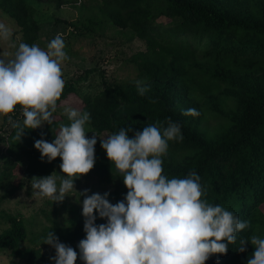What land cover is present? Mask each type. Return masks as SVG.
Here are the masks:
<instances>
[{
  "label": "trees",
  "instance_id": "obj_1",
  "mask_svg": "<svg viewBox=\"0 0 264 264\" xmlns=\"http://www.w3.org/2000/svg\"><path fill=\"white\" fill-rule=\"evenodd\" d=\"M0 8L16 20L23 43L37 45L41 25L31 0H0ZM102 9L106 19L146 43V50L135 59L136 81L146 87L144 95L138 93L136 81L126 87L108 84L94 96L82 95L76 81L64 83L51 126L25 130L19 139L11 124L7 137H0L8 144L0 148L4 160L0 190L11 195L21 186L23 175L32 179L61 171L60 158L42 159L34 141L54 139L59 125L69 123L61 112L69 105L90 113L86 136L96 134L97 143L94 167L85 176L96 174L103 183L114 185L113 191L100 194L109 193V202L115 204L128 189L101 147L102 134L124 127L132 129L128 135L133 138L148 124L162 130L170 118L179 124L183 139L168 141L162 174L184 178L195 171L205 192L202 198L248 222L226 254H214L205 264H247L254 246L247 243L240 252V240L264 237V0H103ZM160 16L171 20L158 23ZM101 23L93 17L88 27ZM95 71L86 69L85 77ZM190 108L199 114H185ZM15 112L13 117L20 115L19 105ZM4 214L9 226L0 232V249L26 264H54L42 243L52 229L26 243L24 219ZM66 222L55 235L65 245L77 247L85 237L82 209L72 208ZM95 223L106 219L97 215Z\"/></svg>",
  "mask_w": 264,
  "mask_h": 264
},
{
  "label": "clouds",
  "instance_id": "obj_2",
  "mask_svg": "<svg viewBox=\"0 0 264 264\" xmlns=\"http://www.w3.org/2000/svg\"><path fill=\"white\" fill-rule=\"evenodd\" d=\"M12 30L0 22V41H9ZM65 44L57 34L47 45L19 43L14 58L0 57V116H7L21 139L25 130H34L53 123V113L62 96L64 80L61 62L66 60ZM137 90L144 95L146 87L137 80ZM22 122H14L9 114L17 106ZM69 123L60 124L51 142L34 141L42 159L51 162L57 157L63 175L54 173L33 177L32 195L61 202L75 189V180L86 175L95 164L97 135L87 137L86 124L90 113L66 107ZM185 114L198 115L196 109ZM131 128L101 138V147L123 178L128 189L124 199L113 204L109 193L79 192L83 200L85 237L77 245L83 264H205L214 254H226L228 245L236 241V233L248 226L232 211L202 198L205 192L200 177L191 171L184 178H168L163 173L162 157L168 141L183 139L178 123L168 118L162 130L148 124L130 138ZM43 135V134H42ZM113 172V171H112ZM59 181V183H57ZM76 190V189H75ZM77 191V190H76ZM97 215L106 223L97 225ZM44 244L55 250L50 257L54 264H76L78 253L59 241L51 230ZM251 243L254 251L247 264H264V237L252 235L240 240L238 251Z\"/></svg>",
  "mask_w": 264,
  "mask_h": 264
},
{
  "label": "rangeland",
  "instance_id": "obj_3",
  "mask_svg": "<svg viewBox=\"0 0 264 264\" xmlns=\"http://www.w3.org/2000/svg\"><path fill=\"white\" fill-rule=\"evenodd\" d=\"M36 8V17L40 22L41 30L37 45L47 51L48 43L60 34L64 44L67 59L61 62L62 77L64 83L76 81L82 95L94 96L103 90L108 84H119L124 87L136 81L137 67L135 59L140 51L146 50V43L137 38L130 30L121 28L103 14V0H57L37 1L31 0ZM99 19L102 23L89 28V19ZM171 19L160 16L158 23L167 24ZM0 22L5 23L12 30L9 41H0V57L4 59L14 58L16 48L23 42L22 32L16 20L0 8ZM74 22L80 28L76 29ZM88 27V28H87ZM96 68V71L85 77V70ZM64 106L61 110L64 113ZM15 111L9 114L13 119L23 120L22 112L17 117ZM7 116H0V137L6 138L11 129V123ZM8 118V117H7ZM45 125L42 124L40 128ZM111 135L104 132L102 137ZM106 138V137H105ZM7 142L0 138V148L4 149ZM0 156V168L3 165ZM25 169V166H22ZM55 172V173H54ZM63 175L55 170L44 176ZM43 177V176H42ZM21 186L11 195H4L0 190V232L9 226L4 213L21 216L28 229L29 239L47 233L48 229L55 231L61 226H67V218L72 208H81L79 201L83 200L79 192L85 189L92 193L113 191L114 185L100 181L96 174L82 175L75 180V189L67 193L61 202H53L50 198L32 195L31 179L23 175ZM59 183V181H57ZM261 208L264 212V203ZM60 241V240H59ZM65 244V242L60 241ZM78 253L76 264L79 259L78 247H73ZM43 252L48 258L55 255V250L50 245H43ZM51 260V259H50ZM52 261V260H51ZM0 264H26L19 257L11 256L9 250L0 249Z\"/></svg>",
  "mask_w": 264,
  "mask_h": 264
}]
</instances>
